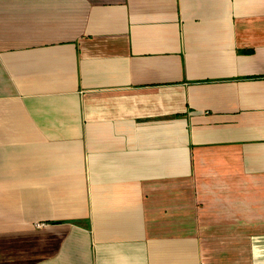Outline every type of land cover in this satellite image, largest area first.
I'll use <instances>...</instances> for the list:
<instances>
[{
    "label": "crops",
    "instance_id": "0c3cea01",
    "mask_svg": "<svg viewBox=\"0 0 264 264\" xmlns=\"http://www.w3.org/2000/svg\"><path fill=\"white\" fill-rule=\"evenodd\" d=\"M0 264H264V0H0Z\"/></svg>",
    "mask_w": 264,
    "mask_h": 264
},
{
    "label": "built area",
    "instance_id": "2783aa9c",
    "mask_svg": "<svg viewBox=\"0 0 264 264\" xmlns=\"http://www.w3.org/2000/svg\"><path fill=\"white\" fill-rule=\"evenodd\" d=\"M46 224H47V222H45V221H38V222L36 223V225L39 226V227H43V226H45Z\"/></svg>",
    "mask_w": 264,
    "mask_h": 264
}]
</instances>
